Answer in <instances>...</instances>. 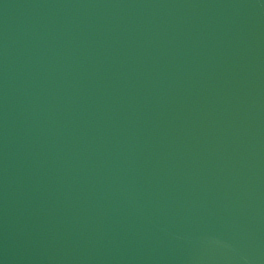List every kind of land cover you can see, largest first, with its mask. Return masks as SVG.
<instances>
[{"label":"water","instance_id":"95a60500","mask_svg":"<svg viewBox=\"0 0 264 264\" xmlns=\"http://www.w3.org/2000/svg\"><path fill=\"white\" fill-rule=\"evenodd\" d=\"M0 264H264V0H0Z\"/></svg>","mask_w":264,"mask_h":264}]
</instances>
